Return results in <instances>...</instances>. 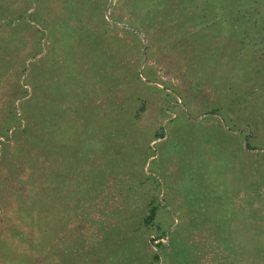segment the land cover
<instances>
[{"label": "rangeland", "instance_id": "obj_1", "mask_svg": "<svg viewBox=\"0 0 264 264\" xmlns=\"http://www.w3.org/2000/svg\"><path fill=\"white\" fill-rule=\"evenodd\" d=\"M0 264H264V0H0Z\"/></svg>", "mask_w": 264, "mask_h": 264}]
</instances>
